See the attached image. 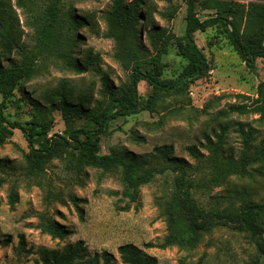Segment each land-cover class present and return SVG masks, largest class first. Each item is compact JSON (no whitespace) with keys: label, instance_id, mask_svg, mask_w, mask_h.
Listing matches in <instances>:
<instances>
[{"label":"rangeland","instance_id":"1","mask_svg":"<svg viewBox=\"0 0 264 264\" xmlns=\"http://www.w3.org/2000/svg\"><path fill=\"white\" fill-rule=\"evenodd\" d=\"M136 0H130L132 3ZM146 21L159 25L172 33L177 40L184 37L186 29L187 0H140ZM233 2L247 7L264 4V0H216ZM24 31L22 47L35 46L34 32L27 27V16L15 7ZM113 0L75 2V14L91 18L96 28H79L75 34L78 57L87 50L100 56L103 70L109 74L117 89L128 83V73L115 58L116 47L112 40L103 37L106 25L103 16L110 10ZM198 4V18L215 16L216 10H204ZM241 32L243 30L242 27ZM143 56L155 53L150 34L142 25L138 28ZM195 41L210 63L207 77L194 82L181 94L161 95L156 106L147 111L114 121L108 135L101 138L100 154L109 155L114 149L132 152L139 157L153 154L155 148L174 147V156L184 160L191 179L197 184L194 198L204 208L240 209L247 204L264 206V161L247 166L245 176L229 171L230 161L240 164L246 148L239 132L243 128L250 135L251 157L264 145V121L259 114H231L228 119H217L218 113L228 110V105L250 106L256 99L257 89L264 81V60L257 59L256 70L251 71L240 59L220 27L195 34ZM179 42H173L169 53L162 59L163 79L180 76L187 65ZM0 63L10 62L1 56ZM20 50L14 51L12 62L22 60ZM39 66L42 74L22 83L16 92L17 99L5 111L8 119L22 126L46 117L51 126L49 137L64 136L67 124L61 112L52 111L44 98L61 84L80 93L92 92L96 100L101 89L100 77L92 72L78 75L62 66L61 61L47 59ZM139 93L148 98L154 90L145 82L139 83ZM237 96H246L238 98ZM38 101L41 109L35 107ZM2 99L0 97V103ZM40 115V116H39ZM86 120L74 121L80 128ZM223 134L219 125L226 127ZM239 124L241 126H239ZM216 133V134H215ZM205 135L210 138L206 140ZM196 147L198 157L186 151ZM28 142L19 130L0 148V264H37L42 249H61L68 244L83 242L90 254L109 253L115 264H124L118 250L134 245L145 254L156 258L157 264H264L251 238L245 233L219 228L205 235L192 250L179 247L160 249L168 236V224L163 215L164 200L171 193L172 176L158 177L144 186L135 204L123 201L119 176L105 174L95 169H85L82 175L70 170L61 159L52 160L45 173L37 178L27 176L26 155ZM15 189L18 202L9 204V195ZM47 216L66 227L71 235L64 240L53 239L43 233L40 224Z\"/></svg>","mask_w":264,"mask_h":264},{"label":"trees","instance_id":"2","mask_svg":"<svg viewBox=\"0 0 264 264\" xmlns=\"http://www.w3.org/2000/svg\"><path fill=\"white\" fill-rule=\"evenodd\" d=\"M89 0H14L15 7L27 16V27L34 32L35 46L29 50L22 47L24 31L11 0H0V48L1 56L10 62L9 67L0 63V148L12 138L14 130L23 132L29 146L26 155L27 176L37 178L45 173L48 164L61 159L66 166L82 175L85 169H95L105 174L117 175L122 185L121 197L129 204L139 200L140 191L158 177L172 176L171 193L164 200L163 215L168 224V236L158 248L179 247L183 250L196 248L205 235L219 228L245 233L264 258V206L247 204L240 209L202 207L194 198L196 182L191 179L187 163L174 156L173 146L155 148L153 154L139 157L132 152L113 150L109 155L100 154L101 138L110 132L111 124L120 119L153 109L161 95L181 94L211 71L207 56L198 47L195 34L220 27L240 59L251 70H256L257 59L264 60V4H249L247 7L233 2L216 0H187L186 29L180 40L154 22L146 21L142 13V2L136 0H113L110 10L103 16L106 25L103 37L115 43V58L128 73V83L117 89L110 76L103 70L100 56L87 50L77 56L76 47L80 42L75 32L81 27L98 30V23L75 14L74 3ZM198 4L204 10H216L217 14L200 20ZM142 25L150 34L154 55L143 56L138 28ZM240 26L243 28H237ZM179 42L187 65L180 76L173 80L163 79L162 59L169 53L173 42ZM20 50L22 60L11 61L14 51ZM56 59L73 73L83 75L92 72L100 77L101 89L96 100L94 93L78 94L67 83L44 98L52 111L61 112L67 124L64 136L49 137L51 130L47 118L29 122L25 127L8 119L5 111L14 104L16 92L22 83L42 74L41 61ZM147 83L154 94L144 98L139 93V83ZM256 99L250 106L228 105V110L218 113L217 119L226 120L231 114H259L264 121V81L257 89ZM238 98L250 97L237 96ZM40 110L41 105L35 102ZM86 120L80 128L74 121ZM219 125L223 134L231 123ZM239 126H241L239 124ZM245 139L240 164L230 161L229 171L233 175L245 176L247 166L255 161H264V145L256 154L249 155L250 135L239 129ZM216 134V133H215ZM206 140L210 138L205 135ZM186 151L198 157L196 147ZM3 181L0 180V188ZM18 196L14 188L10 191L9 204L14 207ZM40 228L53 239L64 240L71 232L43 216ZM124 264H157V260L145 254L134 245L121 246L118 250ZM37 264H115L109 253L90 254L83 242L68 244L61 249H42Z\"/></svg>","mask_w":264,"mask_h":264}]
</instances>
